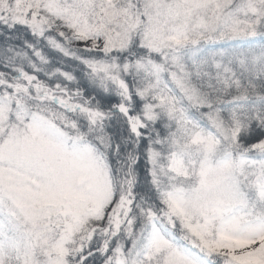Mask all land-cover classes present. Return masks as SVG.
Wrapping results in <instances>:
<instances>
[{"label": "snow or ice", "instance_id": "obj_1", "mask_svg": "<svg viewBox=\"0 0 264 264\" xmlns=\"http://www.w3.org/2000/svg\"><path fill=\"white\" fill-rule=\"evenodd\" d=\"M0 264H264V0H0Z\"/></svg>", "mask_w": 264, "mask_h": 264}]
</instances>
